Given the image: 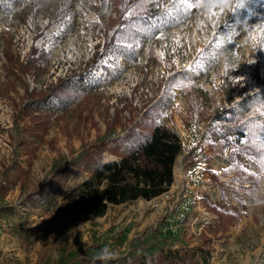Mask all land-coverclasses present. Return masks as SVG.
Instances as JSON below:
<instances>
[{"label": "rangeland", "instance_id": "obj_1", "mask_svg": "<svg viewBox=\"0 0 264 264\" xmlns=\"http://www.w3.org/2000/svg\"><path fill=\"white\" fill-rule=\"evenodd\" d=\"M131 3L147 7L140 20L147 30L126 43L111 37L114 0H0V264H137L161 250H203L209 264H264V177L252 196L236 193L246 210L229 195L239 218L223 221L202 199L221 202L209 170L239 186L223 173L232 143L248 138L226 118L242 113L264 128V0ZM61 83L89 91V100L69 110L55 96L33 102L32 91ZM251 97L263 102L261 113L238 105ZM155 107L183 146L169 192L67 223L53 191L86 177L74 167L90 146L122 137ZM49 112L58 118L29 157L21 143L32 140L29 113ZM16 168L28 174L9 184Z\"/></svg>", "mask_w": 264, "mask_h": 264}, {"label": "trees", "instance_id": "obj_2", "mask_svg": "<svg viewBox=\"0 0 264 264\" xmlns=\"http://www.w3.org/2000/svg\"><path fill=\"white\" fill-rule=\"evenodd\" d=\"M114 3L119 15L111 24L112 40L135 42L147 30L146 24L140 22L148 13L147 7L139 3H131V0H114ZM127 13L131 14V18H126ZM7 53L9 57V50ZM30 95L34 103H43L48 97L55 96L63 108L69 110L89 100L90 92L74 91L61 83L50 93H37L34 90ZM242 104L243 106L252 104L256 110L263 102L251 97L238 105ZM90 111L94 113V110ZM161 111V107L149 108L122 137L107 139L90 146L77 160L74 170L86 177L66 190H63V186H59L53 191L55 195L62 196L59 211L67 223L84 224L93 218L105 217L110 207L136 201L151 202L169 192L175 182V165L183 154V146L178 134L158 120L157 115ZM257 111L261 113L259 109ZM106 114L107 111L105 116ZM29 116L31 126L27 128V133L32 140L31 142L22 140L21 143L25 146L27 155L33 157L37 149L33 141L45 142L58 116L52 112L39 115L29 113ZM242 116V113L239 115L234 112L226 118L228 127L234 131V134L246 135L248 140L243 145L232 143L228 158L230 171L223 173L225 176L230 173L232 180L239 186L231 187L227 185V182L221 183L217 175L209 170L208 174L218 186L221 202H213L207 194L202 196L208 210L219 215L223 221L241 216L238 208L234 207L229 200V195L234 196L242 209L246 210L245 199L238 197L236 193L252 196L257 192L261 177H264V162L261 161V159L264 160V139H262L264 128L243 121ZM120 117V112L116 113L112 124L121 125ZM227 135L226 132H221V138ZM223 148L227 149L228 145L225 144ZM110 155L115 159L109 161ZM190 157H192L191 154L185 159ZM246 159L255 164L261 172L257 174L252 172ZM27 174V170L18 168L17 174L8 176L7 181L15 185L18 178H25ZM209 258L210 255L203 250L177 252L161 250L155 256L139 261L137 264H209Z\"/></svg>", "mask_w": 264, "mask_h": 264}, {"label": "crops", "instance_id": "obj_3", "mask_svg": "<svg viewBox=\"0 0 264 264\" xmlns=\"http://www.w3.org/2000/svg\"><path fill=\"white\" fill-rule=\"evenodd\" d=\"M116 207H118V206H116Z\"/></svg>", "mask_w": 264, "mask_h": 264}]
</instances>
